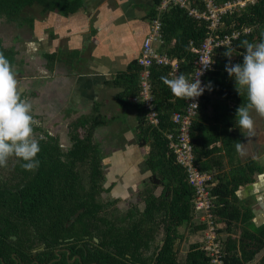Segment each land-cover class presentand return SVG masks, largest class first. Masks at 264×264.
Masks as SVG:
<instances>
[{"label":"trees","instance_id":"16d2710c","mask_svg":"<svg viewBox=\"0 0 264 264\" xmlns=\"http://www.w3.org/2000/svg\"><path fill=\"white\" fill-rule=\"evenodd\" d=\"M162 1L155 0L149 15L151 20L157 17L156 8ZM225 1L228 0H216L218 3ZM191 2L200 4L198 0ZM36 5L41 7V14L55 12L68 16L83 6V0H0V19L19 23L21 14ZM160 20L163 35L160 51L180 60L181 73L191 78L197 59L192 48L199 47L204 41L207 22L190 16L179 5L169 7L161 14ZM244 28L249 32H244ZM234 30L240 32L231 45L237 52L245 51L238 47L243 40L260 42L264 39V0L249 3L235 13L225 15L221 32L231 34ZM225 51V46L215 50V68L206 76V84L211 81L216 91L222 90L223 84L230 79L225 71L228 63L223 55ZM0 52L20 73L16 70L19 52L5 47L1 38ZM47 57L53 59V56ZM232 62L236 63L237 59L233 58ZM151 71L159 118L157 126L148 122V111L140 100L141 68L137 59L113 83L120 88L116 96L119 105L134 107L137 111L143 127L142 138L150 146L145 166L160 182L144 188L141 194L144 210L141 212L133 206L126 214L117 216L115 206L119 200L114 201V209L109 212L108 207L98 200L105 189L102 187L105 182L103 158L95 137L102 118L100 115L80 117L70 124V148L64 149L59 137L47 132L38 139L40 165L35 171L23 170L15 159L8 177L3 178L4 167H0V264H50L53 260L52 264H214L205 248L204 238L190 246L184 262L179 261V246L185 238L180 228L193 226L200 232L207 222L196 218L195 189L188 181L186 169L177 162L167 138L168 133L177 132L173 113L183 111L187 100L174 96L161 81V76L170 79L168 67L153 66ZM203 97L199 102L200 110ZM195 123L196 119L193 122L196 163L201 171L206 172L209 167L200 163L197 152L207 155L203 149L217 139H196ZM251 180H236L232 186L218 184L211 189L216 224L224 222L229 233L233 232L235 225H244L239 240L234 236L223 238L222 229H218L220 240H223L222 243L219 241L223 264H247L264 250V226L257 231L250 229L251 213L247 210L241 212L234 196L240 185ZM85 182L91 186L86 188ZM158 187H162L159 196L156 195ZM162 231L164 236L158 241ZM75 256L77 259L71 262ZM260 264H264V256Z\"/></svg>","mask_w":264,"mask_h":264},{"label":"crops","instance_id":"0c3cea01","mask_svg":"<svg viewBox=\"0 0 264 264\" xmlns=\"http://www.w3.org/2000/svg\"><path fill=\"white\" fill-rule=\"evenodd\" d=\"M154 3L155 0H83V6L76 13L62 16L49 12L37 24L46 29L45 53L53 56L46 79L49 96L52 93L51 106L63 100L67 108L64 110L68 113L65 116L72 115L73 109H77L73 107L74 103L83 106L88 114L77 113L69 123L84 116H101L102 125L95 131L96 140L100 150L105 147L102 142L112 140L107 143L108 150H114V173L120 176L118 180L114 179V190L123 192L121 188L124 187L129 196L135 193L141 196L146 185H158L159 179L145 166L150 146L142 138L143 127L135 108H123L124 123L116 119L119 111L115 108L119 106L116 96L120 88L113 83L139 57L151 30L149 15ZM233 58L237 59L236 63H241L243 57L235 55ZM39 84L40 81L36 82L34 89ZM203 95L194 126L195 138L217 141L203 149L207 155L197 152L200 163L209 167L206 172L214 174L216 185L227 183L232 186L236 180L252 178L251 182L240 185L234 196L241 212L251 213L248 224L250 229L257 231L264 226V117L253 112V132L240 131L235 112L242 103H247V99L246 95L240 96L235 91L234 78L227 80L222 90H206ZM113 107L114 116L111 114ZM47 108L50 109L49 105ZM112 120L114 126L111 128ZM113 128L114 138L103 136ZM114 139L123 152H116V148L110 146ZM237 143L243 145L242 153L237 152ZM119 153L124 156L119 157ZM161 192L162 187H158L156 195ZM219 225L223 237L232 235L225 230L224 222ZM219 241L222 243L223 240L218 236Z\"/></svg>","mask_w":264,"mask_h":264},{"label":"built area","instance_id":"2783aa9c","mask_svg":"<svg viewBox=\"0 0 264 264\" xmlns=\"http://www.w3.org/2000/svg\"><path fill=\"white\" fill-rule=\"evenodd\" d=\"M256 1L257 0H228L218 3L216 0H198L200 4L194 5L191 0H163L161 4L157 6V17L152 20L150 33L145 38L141 46L140 55L137 58L138 65L141 68L140 100L144 103L148 111V122L151 125L157 126L159 124L151 84L152 67H168L170 79L181 73L180 60L171 58L159 50L160 46L163 44L162 23L160 20L161 14L169 7L179 5L185 8L190 16L207 22V34L204 41L199 47L192 48L197 55V59L195 62L196 68L191 76V78L198 76L200 72H202L199 79L202 84H206L208 72L214 70L216 65V60L214 59L215 50L222 46H231L232 41L237 39L240 35L238 30H234L231 34H224L221 32L223 17L227 14H233L237 10L246 7L249 3H254ZM244 32H249V29L244 28ZM209 62L213 63L210 68H206L204 64ZM200 97L197 100H189L183 111L173 113L172 120L177 126V132L175 134L168 133L167 138L170 142V148L176 156L177 162L186 169L188 181L195 188L196 197L194 199V207L197 214L196 218L207 222V225H205L203 229L202 236L206 243L205 248L209 251L210 255L218 257L220 248L222 247V244L220 247L219 242H217L220 225L216 224L214 220L210 197V188L215 186V176L212 173L199 169L194 153L193 122L199 114ZM192 103H198V108L196 110L189 106V104ZM214 262H217V259H215Z\"/></svg>","mask_w":264,"mask_h":264},{"label":"rangeland","instance_id":"374dc122","mask_svg":"<svg viewBox=\"0 0 264 264\" xmlns=\"http://www.w3.org/2000/svg\"><path fill=\"white\" fill-rule=\"evenodd\" d=\"M40 10L41 7L39 5L26 9L21 14V21L19 20V23L21 24L14 21H7L5 18L0 19V38L5 47L15 48L19 52L16 68V70L20 72L18 73L19 87L22 91L23 98L27 99L32 104V115L34 119L39 122L38 125L34 126V128H37L34 129L35 138L38 140L40 137H44V132H47L53 137H59L61 146L64 149H68L72 144L69 136L70 124L72 122L69 123V121L71 118H74L72 117L73 115H76L77 113L82 114L85 110L83 106L74 103L73 107L78 110L73 109L72 115L69 114L70 118H68L69 116H65L67 111L64 109L67 108L65 107L66 103L63 100L58 101L59 103L55 102L54 105L51 106L52 102H50V98L52 93L49 96V91L47 90L48 86L46 84L47 72L48 69L50 71L51 65V61L47 57V53H45L47 39L46 29L37 26L38 22L45 19L46 14H41ZM38 81H40V84L37 86V89H34L35 84ZM48 105L50 109L47 108ZM115 108L119 109L117 113L118 118L116 119L119 120L120 123H124L126 119L124 116L125 110L120 105L118 107L115 106ZM47 110H49L48 113ZM85 114L88 113L85 112ZM111 114L114 116V107ZM112 126H114V120L111 121L110 127L112 128ZM103 136L110 139L114 138V128L113 131L103 133ZM118 137L122 138L120 135ZM110 141L102 142L105 147L103 148L104 150H100L105 170V182L102 187L105 189H103L101 195L98 196V200L108 207V212L114 209V201L119 200V203L115 206L117 209L115 215L117 216L126 214V212L133 208V206L138 207L142 212L145 208L142 196H138L136 193L134 196H129V192L127 193V190L124 187L121 188L123 192L114 190V179L118 180L120 176L117 173L116 175L114 173V150H108L109 144H107ZM110 146H114L116 152L124 151L121 149L116 139L113 140ZM117 155L119 157L124 156L122 153ZM14 160L15 158H10L7 166L2 170L1 175L3 178L8 177L11 167L14 164ZM90 186L91 184L89 182H85L86 188H89ZM148 186L149 185H146L145 187ZM112 217L109 218L111 219ZM242 230L243 229L240 226L235 225L232 235L229 236H234L236 240H239ZM180 232L184 233L185 238L179 246V261L184 262L185 257L190 250V246L198 243L199 239L202 238L203 230L199 232L197 228L190 226L188 228H180ZM163 236L164 234L162 231V234L157 237L158 241H161ZM262 256H264V250L256 259L247 264H260Z\"/></svg>","mask_w":264,"mask_h":264},{"label":"clouds","instance_id":"9594fccd","mask_svg":"<svg viewBox=\"0 0 264 264\" xmlns=\"http://www.w3.org/2000/svg\"><path fill=\"white\" fill-rule=\"evenodd\" d=\"M237 52L235 47L225 46L223 53L228 59L225 71L235 80V91L246 95L247 103H242L235 112V121L240 131L251 134L254 130L252 113L264 117V39L260 42L243 40ZM235 55L243 57L242 63H233ZM213 62L204 64L210 68ZM189 78L183 73L169 79L161 76V81L172 94L180 99L197 100L206 90L212 91L209 81L202 84L199 76ZM195 110L198 103L189 104ZM32 115V104L22 98L18 83V73L11 61L0 52V167H6L10 158L20 162L26 171H35L40 165L38 154L41 151L39 141L34 136V126L38 125ZM236 150L242 153L243 145L236 144Z\"/></svg>","mask_w":264,"mask_h":264},{"label":"bare ground","instance_id":"6f19581e","mask_svg":"<svg viewBox=\"0 0 264 264\" xmlns=\"http://www.w3.org/2000/svg\"><path fill=\"white\" fill-rule=\"evenodd\" d=\"M202 95H203V94H202ZM200 98H201V97H200ZM199 102H200V99H199ZM215 185H216V183H215ZM194 189H195V188H194ZM211 189H212V188H210V197H211ZM195 197H196V191H195L194 199H195ZM194 199H193V201H194ZM211 201H212V197H211ZM212 208H213V204H212ZM194 211H195V207H194ZM195 213H196V211H195ZM196 215H197V214H196ZM217 242H218V236H217ZM219 244H220V243H219ZM220 247H221V245H220ZM210 256L212 257V261H213L214 264H223V263H224L223 253H222V248H220V254H219L218 257L212 256V255H210ZM215 259H217V262H214Z\"/></svg>","mask_w":264,"mask_h":264},{"label":"flooded vegetation","instance_id":"af4514ba","mask_svg":"<svg viewBox=\"0 0 264 264\" xmlns=\"http://www.w3.org/2000/svg\"><path fill=\"white\" fill-rule=\"evenodd\" d=\"M114 211V210H113ZM114 217V216H113ZM65 249H58V251H63ZM59 253V252H58ZM69 254V251H68ZM78 256H75L74 259L71 262H74L77 259ZM92 264H96V263H92Z\"/></svg>","mask_w":264,"mask_h":264},{"label":"water","instance_id":"95a60500","mask_svg":"<svg viewBox=\"0 0 264 264\" xmlns=\"http://www.w3.org/2000/svg\"><path fill=\"white\" fill-rule=\"evenodd\" d=\"M55 260H53L50 264H52Z\"/></svg>","mask_w":264,"mask_h":264}]
</instances>
